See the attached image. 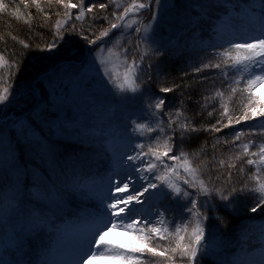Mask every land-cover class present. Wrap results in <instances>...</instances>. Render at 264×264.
<instances>
[{
	"label": "rangeland",
	"instance_id": "1",
	"mask_svg": "<svg viewBox=\"0 0 264 264\" xmlns=\"http://www.w3.org/2000/svg\"><path fill=\"white\" fill-rule=\"evenodd\" d=\"M92 1L83 0L84 13L87 7L94 2L98 4L101 0ZM137 2L148 3L149 0ZM131 3L133 0L110 2L116 23L119 22L117 17L122 15L124 8ZM74 4L78 5L72 8L76 11V19L81 13V8L80 4ZM70 16L72 14L61 19V27L71 21ZM145 27L149 28L148 32L144 31ZM244 27L250 32H245ZM136 28L141 31L137 33ZM262 28L264 29V0H160L159 4L152 0L150 7L130 12L122 23L116 29H110V34L108 32L107 36L102 37L95 47H89L86 55L84 48V53L75 57V50L72 47L69 50L66 44L63 48H48L49 57L36 61L37 68L32 71L30 86L34 96L29 108L25 111L23 106L11 108L6 111L8 121L0 120V187L3 188L0 191V264H27L30 255L25 250L26 240L28 246L30 242L38 241L39 239L29 240L28 237L39 230L45 233L55 231L49 246L54 254L44 255L43 261H47V264H77L88 250L93 234L100 227V224L96 223L99 214L105 211L101 203L102 195H98L99 186L105 189L106 196L115 186L116 180L110 178L112 175H108V172L120 169L123 171V167L127 170V165L131 163L127 161V155L141 152V149L135 147L137 144L145 145L144 152L148 151L149 146H159L162 153L164 140H169L172 151L161 159L178 170V176H172L170 173V177L178 185L195 193L191 198L200 201L207 217L204 221L205 235L210 237L215 250L207 254V248L202 249L205 254L199 257L200 264H264V238L261 237V231L264 230V209L252 213L250 208L256 203L254 195L239 191L245 184L252 183L249 177L256 171L255 166L246 164L250 175L243 177L244 184L237 188L236 192L231 191L233 193L228 195L227 202L220 199L215 187L216 191H213L211 196H204L197 189L184 185V179L189 177L181 167L183 157L179 161L170 157L180 156L182 153L176 147L173 131L181 129L180 125L183 122L185 124V116L182 114L177 123L170 125L169 119H176V112H181L176 108L178 103L175 105L167 101L163 92L150 85V80L170 62L178 59L194 72L197 68L209 64L210 59H220V53L230 48L231 42L250 39L259 34L257 29ZM242 35L246 39H242ZM66 49L74 59L61 56L65 54ZM144 52L148 54L140 61L139 57ZM133 57L137 58V82L140 91L121 93L113 81L123 80L127 67L125 60L131 63ZM210 70L204 72L208 80H224L227 87L240 75H248L229 69V74L225 77L220 69ZM252 70L259 73L261 65L256 64ZM243 86L242 80L240 87ZM216 90L206 91L202 100L203 107H211L214 102L219 106L222 102H227L226 96L223 101L219 97L209 99L215 96ZM257 96L264 104V86L257 89ZM157 98L165 100L161 111L152 107ZM167 105L170 106L169 110L165 109ZM262 119L264 118L257 115L253 120L231 125L233 131L226 137L229 141L237 131H243L246 135L236 141L235 145L228 143L231 145L228 148L229 156L241 152L240 146L249 140L254 141L249 151L258 150L257 145L264 143L260 124ZM137 123L149 124L156 131L137 132ZM219 141V138H216L214 143ZM62 143L72 147L61 155ZM83 148H86L85 155L80 154ZM89 154L91 164L96 163L97 157H109L107 165L101 160L94 173H72L69 180L74 186L72 191L58 187L43 191V183L50 185L60 168L75 170V167L86 164L82 162ZM184 154L191 161L192 156L186 152ZM92 155L96 156L92 158ZM121 157L124 158L123 163ZM149 158L151 154L144 157L140 166L144 167ZM247 159L248 157H245V160ZM227 160L228 157L225 161ZM155 162L160 164L159 160ZM108 165L113 167L109 171ZM261 168L264 169V165H261ZM141 174L146 180H154L150 173L133 172L132 176L136 178L135 184L139 188L145 182L139 180ZM261 175L264 176V171ZM200 178L204 180V177ZM204 181L208 183L207 180ZM155 182L159 184V181ZM66 194H72L74 202H70ZM154 200L158 202L155 204L157 209L152 207L151 201L143 205L135 216L132 215L141 224L144 222L143 215L151 216L155 212L157 216V213L165 211L164 209H167L164 219L170 231L173 230V223L187 224L192 219L184 207L188 203L187 200L180 199L179 205L173 198L155 197ZM244 200L245 207L246 203L248 206L246 212L242 207ZM36 201L44 203V206L35 207ZM73 203L84 212L78 214L80 218L74 217L67 224L61 223L63 221L53 222V211L68 209L69 213L76 214ZM225 203L229 205L227 208ZM219 208L235 219L234 224L228 223L219 214ZM40 210L42 212H39ZM255 215H262V218L253 220ZM35 216L46 218V222L33 218ZM135 237V233L125 234L122 228H118L107 233L104 239L112 245L142 247ZM152 244L168 246L169 240L160 241L158 237H154ZM93 250H96L94 246ZM127 254L139 264H172L164 257H153L147 252L143 255L140 252ZM174 260L175 264H181L178 256H174ZM91 264L127 262L97 259Z\"/></svg>",
	"mask_w": 264,
	"mask_h": 264
},
{
	"label": "snow or ice",
	"instance_id": "2",
	"mask_svg": "<svg viewBox=\"0 0 264 264\" xmlns=\"http://www.w3.org/2000/svg\"><path fill=\"white\" fill-rule=\"evenodd\" d=\"M24 3V0H21ZM110 2L115 3V0H110ZM152 0H149L148 3H140L137 0H133L129 6L124 8L123 14L117 17L118 21H122L129 15L130 12L138 11L140 9H145L151 6ZM160 0H155V3L159 4ZM31 3L35 5L36 8L43 11L39 0H31ZM49 5L53 3V0H48ZM55 3L63 5L65 9H72L78 7V5L73 4L70 0H55ZM119 6V5H117ZM8 5L3 3V0H0V11H4ZM25 7L27 4L25 3ZM81 8L80 15L76 16L77 20H81L84 15V4L81 0L79 5ZM96 7L95 4L86 8L87 12H92L93 8ZM100 9H105L106 5L104 3L99 4ZM68 13H66L67 15ZM13 16H16L17 19H20L17 12L12 13ZM27 22V21H25ZM62 22L57 21L55 27L59 31L61 28ZM118 23H112L111 29H116ZM130 27V25H125ZM137 33L141 31L140 28H136ZM145 32L149 31V28H144ZM258 35L244 40L243 42H231V47L225 49L220 53V60L216 63H209L202 66V68H197L196 71L200 72L203 69L215 68L220 69L222 74L227 77L228 70L233 69L238 73H248L247 77L240 75L239 78L235 79L230 85V94L228 99L231 100L232 97L236 96L238 92L247 93L246 102L242 101V111L240 115H230L227 102L221 103V108L223 112L222 116L227 117V123L223 124L224 128L230 127L233 122L239 124L241 121H250L253 120L257 115L261 118H264V104L261 103L260 98L257 96V89L261 86H264V29H257ZM108 35V30H104L100 33L98 39ZM95 43V41H92ZM25 48H28V44L23 45ZM54 45H50L52 47ZM148 53L144 52L140 55L139 60L142 61L144 56ZM8 63L5 58L0 55V66ZM127 65L123 80H115L116 88L121 93H137L140 91V85L137 82L138 79V64L137 58L133 57L131 63L128 60H125ZM256 64L261 65V71L259 73L254 72L252 69ZM244 81V86L240 87L241 81ZM163 93H168L173 91L172 88L162 87L160 89ZM9 89L4 87L0 90V104L4 103L8 99ZM219 97L222 101L224 100V92L217 90L215 96L210 97L209 99H215ZM128 99L127 97H124ZM165 104L163 98H157L152 105L156 111H161ZM156 113L154 112L153 115ZM182 115L181 112H176V119H169L168 123L175 124L177 120ZM209 115H212L210 112ZM218 123H222L218 121ZM261 124V135H264V119L260 121ZM181 129L183 131H197L195 128L189 129L187 124H181ZM156 131L149 124L137 123L135 126V131ZM162 130V129H161ZM209 130V129H206ZM211 131L219 132L222 129L213 125L210 129ZM254 133H249V135ZM246 133L243 131H237L234 134V137L231 141L226 140L225 143L236 144V141H240L242 136H245ZM254 144V141L249 140L248 142L243 143L240 147L242 151L239 153H234V155L229 156L228 160L223 159L218 161V164L221 168L227 166L228 168H235L236 162L243 160L245 157H248L246 160L247 165H253L256 168V171L252 173L249 177V180L252 182L250 184H245L243 188H240V192H249L254 195L256 203L253 204L250 208L252 213H257L258 210L264 209V176L261 175L264 169L261 168V165H264V143L257 145L258 150L250 152L249 149ZM135 147L141 149V152L136 153L135 155L128 154L126 159L131 162L128 165L130 169L129 174L125 178L117 177L115 186L107 196H105L101 203L105 211L99 214V219L96 223L100 224V227L93 234V239L89 242V248L84 253V255L78 260L77 264H91L93 260L105 259V260H114V261H126L127 264H139L138 261L134 260L127 253L140 252L142 255L147 252L151 256L164 257L166 260L175 264L174 256H178L181 264H200L199 257L202 254V249L207 248V254H211L215 249L213 242L210 237L205 235V226L204 221L207 217L204 215L203 205L198 199H192L191 197L195 194L189 192L187 188H184L178 185L171 177L178 176V170L164 163L161 157H167L169 152L172 151V148L169 146V140L163 141L164 151L161 153L159 151V146L153 148L149 146L148 151L144 152L145 145L137 144ZM151 158L147 161L144 167H141V163L144 161L145 156ZM183 157V163L181 167L184 169L185 173L188 174L189 178L184 179L183 184L187 185L188 188H195L199 191L201 195L211 196L213 191H216L214 187L210 186V181L206 183L203 179L200 178V173L202 171L201 166L197 165L196 167L192 166L191 161L188 160L187 156L184 153H181L180 156L170 157L174 160H181ZM253 157L257 159H253ZM123 157H121V163H123ZM215 160V157H213ZM159 160L160 164L158 165L155 161ZM140 162V163H138ZM203 163V162H202ZM204 167H207L205 164ZM161 168L163 171L161 172ZM243 171V168L240 169ZM132 172L136 173H150L154 176L153 179H145L144 175L139 176V180L145 181L141 184V187L137 189L135 187L136 178L132 176ZM230 180V176L228 177ZM155 181H159L157 184ZM111 183V181H110ZM233 192L236 189L232 190ZM126 194V195H125ZM147 194V199L152 200L153 197H163L164 199L173 198L176 199V203L179 205L180 199L187 200L188 203L184 205L187 208L188 213L191 218L187 224L181 222L180 225L173 223L170 231L169 226L166 224L164 219L165 211L157 213L159 219H149L144 218L143 224L140 223L134 216L131 215L133 209L131 205L133 204H143L145 203L141 197H144ZM218 195L222 201H229V196L226 195L223 191H218ZM225 208L229 205L225 203ZM35 219H40L42 222H46V218L42 216H35ZM185 219H188L185 217ZM139 225V226H138ZM118 228H122L125 234L135 233L136 240L142 245V247L127 248L125 245H112L109 241L104 239L107 233L112 232ZM190 229V231H189ZM154 237H158L160 241L169 240L168 246L153 245L152 241ZM261 237L264 238V230L261 231ZM174 243V246L172 244ZM95 247V251L93 250ZM160 250H157V248ZM167 254V255H166ZM221 264H226V262H221Z\"/></svg>",
	"mask_w": 264,
	"mask_h": 264
},
{
	"label": "trees",
	"instance_id": "3",
	"mask_svg": "<svg viewBox=\"0 0 264 264\" xmlns=\"http://www.w3.org/2000/svg\"><path fill=\"white\" fill-rule=\"evenodd\" d=\"M70 2L81 4V0H70ZM3 3L8 7L4 11H0V55L8 63L0 66V90L7 87L9 95L8 99L0 104V120L7 122V110L19 108L20 106L26 108L23 111L29 108L34 96L30 86L33 77L32 71L37 68L36 61L49 57L48 48H50V45L61 48L66 44L69 50L71 47L75 50V57L80 56L84 48L90 47L93 44L92 41H99L101 39H98L100 33L104 30L109 32L111 24L117 21L113 19V7L110 5L109 0H101L98 4L94 2L93 4L96 7L90 13L85 11L81 21L74 19L76 11L65 9L63 5L55 3V0L51 5H49L48 0H39L43 11L36 8L31 0H24V3L21 0H3ZM25 3L27 7H25ZM100 3H104L106 8L100 9ZM14 12H17L20 19L12 15ZM66 13L68 14L66 15ZM71 14V21L58 31L55 27L57 21H62ZM25 43L29 45L28 48L23 46ZM67 49L64 50L65 54L61 56L74 59L75 57L70 55ZM219 60L210 59L209 63H216ZM207 70L211 71L209 68L200 72L196 70L191 72L184 63L176 59L161 69L156 77L150 80V85L157 91H160L162 87L173 89L171 92L163 93L165 99L174 104L178 103L175 105L185 116V124L189 126V129H197V131L189 130L186 132L182 129H174L173 135L176 138V147L182 153L186 152L192 156L191 163L193 167L201 166L200 177H204V180L208 182L210 181V185L216 188L217 193L223 191L226 195H229L233 193L231 192L233 189L237 191V188L244 184L243 177L250 175V173L246 168L245 158L237 161L235 168H228L227 166L221 168L219 166V160H226L229 157L228 148L231 145L225 143V141L228 140L226 138L227 134H231L230 132L233 130L230 128L231 126L228 128L223 127V124L227 123V117L221 115L223 109L217 102L211 103V107L205 108L202 105V100L206 91L217 89L224 92V96L227 97L229 114L240 115L243 110L242 101L246 102L247 94L238 92L236 96L229 100L230 87H227L224 80L221 79L208 80L204 73L208 72ZM169 107L167 105L165 109L169 110ZM210 112L212 115H209ZM169 115H172L171 112H169ZM218 121L222 123H218ZM213 125L220 127L222 130L219 132L211 131ZM216 138L220 140L218 143H214ZM226 144L228 145L226 146ZM71 147L72 145L63 144L60 147L61 155ZM82 151L80 154H85L86 148H83ZM213 157H215V160ZM205 164L207 167H204ZM241 168H243V171H240ZM59 171L62 174L66 172L62 168ZM229 176L230 180L228 179ZM1 190H3L2 187H0ZM246 202L248 203V199ZM247 203L246 207L245 200L242 204L244 212L247 211ZM218 212L228 223L234 224L235 219L231 218L229 214L221 208ZM262 215L264 219V213ZM262 215H255L253 220L261 219ZM45 244L46 242L40 245L43 252H45ZM36 250V246L30 247L32 253Z\"/></svg>",
	"mask_w": 264,
	"mask_h": 264
},
{
	"label": "bare ground",
	"instance_id": "4",
	"mask_svg": "<svg viewBox=\"0 0 264 264\" xmlns=\"http://www.w3.org/2000/svg\"><path fill=\"white\" fill-rule=\"evenodd\" d=\"M244 24V23H243ZM239 27V26H238ZM257 27V26H256ZM255 27V28H256ZM250 28H252V27H249V29ZM263 29V28H262ZM242 30V29H241ZM245 31V30H244ZM245 32H250V31H247V29H246V31ZM244 33V32H243ZM248 34H250V33H248ZM254 35V34H253ZM234 37H235V35H234ZM242 39H246V37L244 36V35H242V37H241ZM116 164V163H115ZM118 165V164H117ZM120 166H123V165H120ZM128 166V165H127ZM113 168V167H112ZM114 168H116V167H114ZM118 168H120V167H118ZM114 170V169H113ZM127 170H129V168L127 169ZM126 170V168H124L123 167V171H121V169L120 170H118V171H111L110 173H111V175H112V177H110V178H112L113 180H116L117 179V177H119V178H125V177H127L128 176V174H129V172ZM131 174H133V172L131 173ZM111 180V179H110ZM136 185V184H135ZM137 189H139V186H135ZM154 198L155 197H153V199L152 200H148L147 199V197H146V194H145V196L144 197H141V199L142 200H144L145 201V203H143V204H133V205H131V208L133 209V211H132V214L131 215H134L135 216V213H139V210L143 207V205H145V204H147V203H149V202H153L152 203V207L153 208H155L156 207V205L155 204H157L158 202L156 201V200H154ZM160 203V202H159ZM151 204V203H150ZM147 207V206H146ZM145 209V208H144ZM156 209H157V207H156ZM150 210H151V208H150ZM160 210V209H159ZM165 210V209H164ZM143 211V210H142ZM154 211V210H153ZM147 213V212H146ZM151 213V212H150ZM141 215H142V213H141ZM145 216H147V215H143V217H142V219H144L145 218ZM156 214H155V212L154 213H152V215L151 216H147V218H149L150 220L151 219H153V218H155L156 219Z\"/></svg>",
	"mask_w": 264,
	"mask_h": 264
},
{
	"label": "water",
	"instance_id": "5",
	"mask_svg": "<svg viewBox=\"0 0 264 264\" xmlns=\"http://www.w3.org/2000/svg\"><path fill=\"white\" fill-rule=\"evenodd\" d=\"M120 22H122V21H120ZM119 22V23H120ZM95 44H97V43H95ZM95 44L94 45H92L91 47H94L95 46ZM87 49H88V47H87ZM87 49H86V51H85V55H86V53H87Z\"/></svg>",
	"mask_w": 264,
	"mask_h": 264
}]
</instances>
